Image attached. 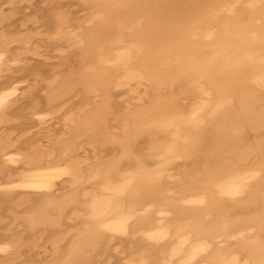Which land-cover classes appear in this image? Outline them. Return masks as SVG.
I'll return each instance as SVG.
<instances>
[{
    "label": "bare ground",
    "instance_id": "1",
    "mask_svg": "<svg viewBox=\"0 0 264 264\" xmlns=\"http://www.w3.org/2000/svg\"><path fill=\"white\" fill-rule=\"evenodd\" d=\"M51 1L0 0V264H264V0Z\"/></svg>",
    "mask_w": 264,
    "mask_h": 264
},
{
    "label": "rangeland",
    "instance_id": "2",
    "mask_svg": "<svg viewBox=\"0 0 264 264\" xmlns=\"http://www.w3.org/2000/svg\"><path fill=\"white\" fill-rule=\"evenodd\" d=\"M49 1H51V0H48V2H47V0H22V1H19V0H17V2L15 3V5L17 6V13H16V16L17 17H20V19L21 18H24V17H26V16H28V15H30V14H37V12L36 11H38V14L37 15H39V14H41V13H43L42 11L44 10V9H42V8H47L49 5H47V3H49V4H52V2L53 1H51V3L49 2ZM72 1L73 0H69L68 2H69V4L71 3V6H69V12L71 13V15L72 16H77V15H81L82 14V11H81V9L80 8H78L77 7V4L75 3V1H73V4H72ZM47 2V3H46ZM45 4V6L44 7H42L43 5ZM6 5V7L7 8H10L11 6L8 4V3H6L5 4ZM47 5V6H46ZM41 7V8H40ZM70 7H72V8H70ZM75 7V8H74ZM77 7V8H76ZM34 9H35V11H34ZM38 9V10H37ZM42 9V10H41ZM77 11V12H75V10ZM77 9H80L79 11L77 10ZM71 10H72V12H71ZM40 11V12H39ZM81 11V12H80ZM23 12H26L27 14L26 15H24L23 14ZM36 12V13H35ZM80 12V13H79ZM78 13V14H77ZM39 16H41V15H39ZM40 22H42V20H40ZM14 26H15V24H14ZM40 26H41V28L42 29H45V28H43L44 27V25H42V24H40ZM63 42V43H62ZM61 43H59V44H65V42L64 41H62ZM49 45H48V44ZM51 44V41H49V38L48 37H46V41H45V45H46V47L43 49V52H45V54H47V55H50V54H53L52 52L53 51H51V49H53V48H50V47H54L52 44ZM48 45V46H47ZM47 61H52V59L51 58H49ZM35 62V61H34ZM53 62V61H52ZM35 63H38L37 61L35 62ZM50 122H48V127L49 128H51L52 126H55L56 127V129H57V127L60 125V123H58L57 125H56V122H55V119H53V120H49ZM34 129V128H33ZM20 171L19 170H15L14 171V173H19ZM17 178H19V177H17ZM14 179H16V178H14ZM59 186V187H58ZM57 186V188H58V191L60 190H62V189H64V187H62V186H60V185H58ZM60 188H62V189H60ZM3 208V207H2ZM3 215V214H2ZM3 216H6L5 214L3 215ZM8 217V215L6 216V221L8 222V219H9V217ZM6 221H5V223H6ZM2 223H4V222H1V224H0V227H1V229H0V231H2L3 230V226H2ZM122 239H115V240H112L113 242H112V245H113V243H114V246H113V249H112V252L111 253H109V254H107V257L106 256H104L103 257V259H105L103 262H101V264H118V261L119 260H123V258L122 259H119L118 260V255H122V256H124L125 255V252H124V250H125V248L126 247H124V246H126V241L124 242V240L123 241H121ZM119 241V242H118ZM121 242V243H120ZM42 243V242H41ZM221 243H223V244H225L226 243V240L224 241H221ZM45 244H49V242L47 243V241L45 242ZM121 246V247H120ZM123 246V247H122ZM118 249V250H115V249ZM122 248H124V249H122ZM120 250H122V253H119V251ZM114 251V252H113ZM25 254H23L22 253V258L23 259H25V261L22 259V261H23V263L22 264H24V262H26L28 259L27 258H29L30 260H35V261H33V262H35V264L37 263V262H39V261H42L44 258L43 257H45V256H47V254H49L48 252H47V250L44 252V250H38V251H34L33 253H32V255L31 256H29V253L31 254V251H26V252H24ZM28 253V254H27ZM36 253H37V255H36ZM117 253V254H116ZM27 255L28 257L27 258H25V256ZM112 255V256H111ZM110 256V257H109ZM117 256V257H116ZM32 257H34V258H32ZM46 258V257H45ZM0 259L2 260V257H0ZM20 259V260H21ZM27 259V260H26ZM108 259H109V261H108ZM108 261V262H107ZM112 262V263H111ZM122 262H124V260L122 261ZM122 262H120L119 261V263H122ZM17 263H18V261H17ZM21 264V263H20ZM34 264V263H33Z\"/></svg>",
    "mask_w": 264,
    "mask_h": 264
}]
</instances>
